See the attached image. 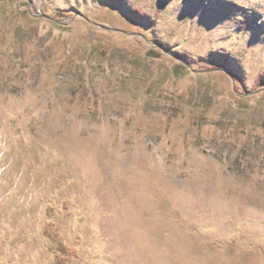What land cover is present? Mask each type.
Wrapping results in <instances>:
<instances>
[{"label": "rangeland", "instance_id": "374dc122", "mask_svg": "<svg viewBox=\"0 0 264 264\" xmlns=\"http://www.w3.org/2000/svg\"><path fill=\"white\" fill-rule=\"evenodd\" d=\"M260 75L264 0H0V264H264Z\"/></svg>", "mask_w": 264, "mask_h": 264}, {"label": "trees", "instance_id": "16d2710c", "mask_svg": "<svg viewBox=\"0 0 264 264\" xmlns=\"http://www.w3.org/2000/svg\"><path fill=\"white\" fill-rule=\"evenodd\" d=\"M56 17L57 16H62L64 15L63 12L61 11H56ZM151 52L149 51L148 54H150ZM178 55L180 57H182V54L181 53H178ZM185 66L182 65V64H179L177 66H175L174 70H173V73L176 77H180L181 75L184 74L185 72ZM264 75H260L259 76V79H261ZM46 231V230H45ZM46 236L49 237L51 240L55 241L57 243V248H56V251H57V256H56V263L57 264H70L69 262V258H68V253L66 251V248L64 246V243L62 241V238L59 237V235L57 233L53 234V232H49V231H46Z\"/></svg>", "mask_w": 264, "mask_h": 264}]
</instances>
